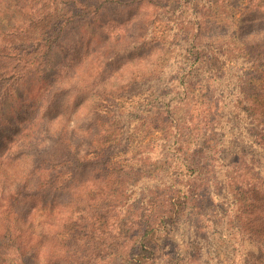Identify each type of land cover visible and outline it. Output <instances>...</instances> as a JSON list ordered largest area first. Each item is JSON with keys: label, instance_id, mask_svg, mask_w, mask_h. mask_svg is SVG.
<instances>
[{"label": "rangeland", "instance_id": "obj_1", "mask_svg": "<svg viewBox=\"0 0 264 264\" xmlns=\"http://www.w3.org/2000/svg\"><path fill=\"white\" fill-rule=\"evenodd\" d=\"M222 1L210 0L204 7V0H100L93 7L72 9V15L59 22L63 26L58 49L47 64L51 72H46L50 78L56 68L63 71L67 91L52 99L47 118L63 115L57 121L70 131L67 137L76 132L80 160L72 163L111 164L109 178L99 167L104 173L101 191L87 193L93 202L79 216L85 226L99 230L97 237L104 233L108 244L92 236L101 259L107 257L102 248L112 242L128 245L116 228L128 231L130 210L146 212L153 184H189L194 174L184 169V155L198 151L195 157L204 158L201 163L210 183L200 208L195 204L187 212L199 215L198 238H193L194 229L185 227L190 221L174 226L170 241L161 239L160 250L168 258L173 254L165 261L174 264V255L181 253L177 249L202 243L207 252L203 264H233L235 248L239 256L241 247L250 261H258L254 264H264L259 248L264 245V122H257L264 115V58L259 53L264 10L257 5L264 0ZM54 8L62 5L57 2ZM196 42L215 47L223 59L236 60L229 66L231 75L220 80V74L201 64L202 58L186 68L185 59L196 56L187 47ZM255 60L261 61V68L256 74L251 70L246 79L244 65L249 68ZM237 76L245 81L242 88H247L251 110L244 95L239 96ZM22 91L27 101L17 109L29 113L39 91L30 92V85ZM15 125L1 127L0 155ZM51 148L49 152L58 150L53 144ZM91 183L87 180L84 186ZM101 211L108 216L98 224ZM57 212L64 219L72 215L69 204L54 209V217ZM67 226L55 222L53 231ZM235 232L240 238L235 239Z\"/></svg>", "mask_w": 264, "mask_h": 264}, {"label": "trees", "instance_id": "obj_2", "mask_svg": "<svg viewBox=\"0 0 264 264\" xmlns=\"http://www.w3.org/2000/svg\"><path fill=\"white\" fill-rule=\"evenodd\" d=\"M99 1L0 0V132L1 127L16 123L11 135L5 137L4 151L0 155V260L3 263L9 261V264H168L165 258L169 260L173 254L168 258V255L160 250L161 239L170 241L169 234L174 226L177 228L190 221L185 227L194 229L193 238H198L196 218L199 215L187 212L195 204L202 205L201 202L205 200L202 195L205 188L210 185L207 173L204 174L207 168L201 163L204 158L195 157L201 154L198 151L184 155L186 159L182 163L184 169L194 174L189 184L179 185L174 180L153 184L150 189L154 192L146 205V212H140L139 208L130 210L129 214L133 216V221L130 222L128 231L125 229L123 233V229L116 228L118 237L129 240L128 245L123 243L119 245L114 241L110 244L111 248L109 245L103 247L106 258L99 257L100 248H94L97 243L92 239L93 236L99 242L108 244L104 242V233L100 232V236L97 237L95 232L99 230L85 226L83 220L79 218L85 211V205L93 202L87 193L101 191L104 173L99 167L106 169L105 173L109 178L111 164L72 163L80 160V145L73 139L76 132H71L74 135L67 137L70 131H67L60 120L57 121L58 117L63 115H57L55 120L47 118L52 99L59 98L60 94L64 93L63 89L67 91V87L62 83L63 71H57L56 68L55 72L51 73L52 76L47 78L46 68H50L47 65L50 64L49 59L55 49H58L63 26L59 22L64 15H72L71 10L77 9L78 6L93 7ZM204 1L206 7L210 0ZM213 1L217 4L220 0ZM57 2L62 8L52 9L53 4ZM227 2L232 4L235 0ZM257 7L264 10V1ZM187 48L192 54L195 50L196 56L192 60L185 59L186 68L197 65L198 58H202L201 64L207 71L212 70L216 75L220 74V80L226 74L231 75L228 69L236 60H229L228 57L223 59L224 54L216 53L215 47L210 48L196 42L189 44ZM259 49L260 58H264V37ZM225 62L228 64L227 67H224ZM259 62L261 61H250L249 68L244 65L246 79L252 71L256 74L255 72L261 68ZM50 72L51 69L48 70V73ZM49 79L52 80L51 83ZM235 79L239 82V96L244 95V100L251 110L252 103L246 96L247 88H242L245 81L240 76ZM191 80L198 82L194 77ZM29 85L30 92L33 89L39 91L38 100L29 106L31 110L29 113L28 111L19 113L17 106L27 101L20 89ZM262 108L264 109V106ZM168 112L165 110V114ZM42 114L44 115L41 116ZM16 117L19 118L17 121ZM263 119L264 115L257 122L262 124ZM252 123L253 119L249 125ZM52 144L58 147L56 152H49L52 150ZM89 165L92 166L89 168ZM87 180H92L93 183L85 187ZM180 192L182 194L178 195ZM121 196L122 193L116 201L120 200ZM68 204L72 211L70 218L64 219L62 212H57L56 219L54 209L58 210ZM238 209L241 211L240 207ZM100 214L102 215H97L96 218L98 224L105 221V216H108L104 211ZM235 220L239 221V217H235ZM55 222L57 224L62 222L68 226L64 231H53ZM261 224L264 225V220H261ZM238 238L240 235L235 232V239ZM200 245L202 243H199L198 247L191 243L177 249L181 253L174 255L172 259L174 264H203L202 258L207 257V252L206 248ZM241 248L243 252L239 256L235 248L233 264L258 262L250 261L244 247ZM259 248L263 253L264 245ZM117 249L124 253H118Z\"/></svg>", "mask_w": 264, "mask_h": 264}]
</instances>
